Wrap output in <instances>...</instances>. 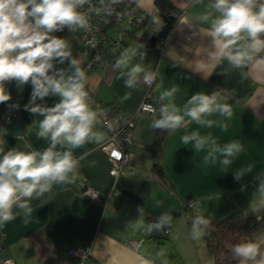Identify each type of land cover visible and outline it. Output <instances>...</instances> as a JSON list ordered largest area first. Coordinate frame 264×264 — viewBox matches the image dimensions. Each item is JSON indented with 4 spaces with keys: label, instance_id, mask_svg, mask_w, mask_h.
<instances>
[{
    "label": "crops",
    "instance_id": "0c3cea01",
    "mask_svg": "<svg viewBox=\"0 0 264 264\" xmlns=\"http://www.w3.org/2000/svg\"><path fill=\"white\" fill-rule=\"evenodd\" d=\"M127 1L137 14L146 15L145 25L130 32L120 44L107 46L110 61L89 70L84 69L87 76L85 88L91 107L97 110L98 102L105 104L114 101L123 115H130L135 110L142 97L143 87L140 81L135 89L126 88L119 70L113 67L115 61L126 48L145 45L139 42V36L145 29L156 31L163 24L154 0ZM169 1L178 15L162 41V51L157 52L147 45L140 49L147 52L146 59L141 62L142 68L155 67L156 70L151 91L155 99L159 100L162 91L177 86L180 90L175 103L182 106L196 92L211 93L218 90L219 101L230 105L233 111L232 118L224 121L228 124L227 130L215 126L202 128L195 123H188L185 128L174 133L167 132L162 137L159 163L163 175L171 183L173 191H170L151 168L148 145L156 130L150 127L152 120L156 119L154 115L145 114L137 118L133 127L132 149L126 165L116 176L108 173L107 157L98 148L105 138V130L98 117L96 130L100 134L99 139L74 150V155L81 160L79 168L72 174L73 182L56 185L50 193L33 199V212L28 224L17 217L0 227V256L11 257L15 264H76L65 250L71 246L91 244L92 254L86 264H143L145 259L154 264H163L159 260L161 249L157 244L145 237L142 229L135 230L128 226L129 221L138 217V206L144 207L145 225L151 222L149 215L171 213L173 219L166 237L174 246L179 240L185 243V249H190L192 245L190 232L194 214H204L211 221H219L235 211L240 210L248 215L264 206L258 191L259 183L264 181V64L254 62L243 69H231L227 61L210 59L213 54L210 40L200 29L209 27L215 14L209 15L207 23L199 21V17L209 11L206 7L208 0L200 4L195 0ZM153 16L159 17L158 23H152ZM114 30L108 24L104 31L111 37ZM55 34L67 38L73 57L84 68L80 33L65 30ZM261 56L264 57V53ZM136 62H139L138 59L133 61ZM225 69L228 70L226 76L220 74ZM242 72L245 73L243 78ZM8 90L12 101L0 104V148L5 151L11 147L22 151L43 150L48 142L36 136L42 117H34L23 110V105L29 101L31 86L26 85L21 92L13 82L8 84ZM128 93L130 96L125 99ZM57 99L49 97L44 102L51 106ZM16 102L21 106L19 110L11 108V104ZM13 118L22 124L20 135L5 129L6 120L10 122ZM212 119L224 118L214 116ZM34 120L36 123H33ZM196 130L201 134L210 132L220 144L239 140L245 151L227 168L219 163L204 164L205 152L195 153L191 144L184 146L181 143V136ZM249 165H252V171L246 172L242 180H234L233 172L246 169ZM80 181L100 193L111 191L112 195L104 205L88 202L73 191ZM187 200H197V208L182 210ZM177 227L179 230L175 231ZM139 238V245L133 249L129 240ZM204 249L209 255L208 260L201 257L203 261L199 257L200 261H197L199 258L195 256L193 263L213 264L205 246ZM199 252L200 256L203 255L202 251ZM261 253H264V248ZM183 264L192 263L186 259Z\"/></svg>",
    "mask_w": 264,
    "mask_h": 264
},
{
    "label": "clouds",
    "instance_id": "9594fccd",
    "mask_svg": "<svg viewBox=\"0 0 264 264\" xmlns=\"http://www.w3.org/2000/svg\"><path fill=\"white\" fill-rule=\"evenodd\" d=\"M122 2L97 0L93 5L92 0H0V104L12 101L8 84L14 82L21 92L30 85V98L23 110L42 117L36 136L48 142L43 150L0 148V227L17 217L28 224L33 212L31 201L50 193L56 185L71 184L72 174L81 160L74 155V150L99 139L96 130L99 113L90 105L85 88L86 72L73 57L67 38L55 33L88 30L91 25L88 13L82 10L85 5L97 14L111 16ZM195 2L200 4L203 0ZM206 7L209 11L199 17L201 23H207L209 15L215 14L210 26L200 29L210 40L213 53L210 59L227 61L231 69H243L254 62L264 64L261 56L264 53V0H208ZM158 22L159 17L153 16L152 23ZM144 47L126 48L115 61L113 67L119 70L126 88L135 89L142 74L144 82L151 83L155 79L154 73L145 72L141 66L147 57V52L140 51ZM137 59L139 62L133 63ZM220 74L226 76L228 70ZM241 76L245 77V73ZM179 90L172 86L162 91L159 116L152 120L151 128L174 133L188 123H195L202 128L215 126L227 130L228 124L224 121L232 118L233 111L230 105L219 101L218 90L196 92L178 106L175 97ZM128 96L130 93L125 99ZM49 97L58 99L49 106L44 102ZM20 107L19 102L11 104L15 110ZM214 116L224 119H212ZM181 143L191 144L195 153L205 152L204 164L219 163L223 168L245 151L239 140L220 144L210 132L201 134L198 130L181 136ZM251 171L252 165H249L233 172V178L240 181ZM258 191L264 204V181L259 183ZM137 212L138 217L128 222L135 230L143 229L149 235L166 234L171 227L173 217L169 212L160 213L146 225L144 207L138 206ZM209 224L205 217L196 216L191 223V237H203ZM231 251L239 264H264V253L254 242L237 243ZM143 264L154 262L145 259Z\"/></svg>",
    "mask_w": 264,
    "mask_h": 264
},
{
    "label": "built area",
    "instance_id": "2783aa9c",
    "mask_svg": "<svg viewBox=\"0 0 264 264\" xmlns=\"http://www.w3.org/2000/svg\"><path fill=\"white\" fill-rule=\"evenodd\" d=\"M92 4L96 5L97 0H92ZM82 10L88 13L91 25L88 30H77V33L81 35L82 53L85 57L83 69L86 70L107 63L99 50L102 42H106L105 44L108 46L120 44L130 32L143 27L146 22V15L144 13L137 14L133 8L129 7L127 0H123L121 4L117 5L116 12L111 16L97 14L94 10L89 9V5H85ZM108 24L115 28V34L111 37L104 31ZM162 47L163 42H158L157 49L162 51ZM145 72L154 73L156 77L155 67L146 68ZM155 80L156 78L151 83L144 82L143 74L141 75L143 94L137 107L130 115L122 116L123 114L120 112H114L100 103L97 104L98 117H100L105 130V138L98 144V148L106 155L109 165L108 173L112 176L118 175L126 165L129 151L133 146V127L137 118L145 114H154L156 110L155 103H153L156 99L151 91ZM8 120L6 121L9 122ZM73 191L84 200L100 205H104L112 195L111 191L100 193L84 181H80ZM183 205L188 210H194L198 206V201L187 200ZM157 216L159 215H149L151 221H154ZM168 232L169 229L166 230V234ZM140 240V238L130 239L129 244L134 249L139 245ZM91 249V244H87V246L68 247L65 252L74 258L76 264H86L92 254ZM0 264H15V262L9 256H0Z\"/></svg>",
    "mask_w": 264,
    "mask_h": 264
},
{
    "label": "trees",
    "instance_id": "16d2710c",
    "mask_svg": "<svg viewBox=\"0 0 264 264\" xmlns=\"http://www.w3.org/2000/svg\"><path fill=\"white\" fill-rule=\"evenodd\" d=\"M154 3V5L158 9V14H160L161 16L162 14H172L175 19L176 15H178V11H176V8L169 0H154ZM145 30L146 31L142 33L141 36H139V42L149 46L146 41H148L149 37H151V35L156 31H149L147 29ZM163 40L164 38H159L156 41V46L151 48L158 52V42ZM102 43L99 50L106 61H110V58L108 56L110 53V50L107 47L108 45ZM158 101L159 100L153 102L155 103L156 110L152 115H154L155 118H158L159 116V107L161 102ZM98 103L112 109L114 112H119V107L117 104H115L114 101L105 104L101 102ZM166 133L167 131L156 129L152 141L148 145V147L149 151L151 152L150 155L152 160V171L160 178L162 183L165 184V187H167L170 191H173L171 183L168 182L163 175L164 173L159 163L162 157V137H164ZM181 208L182 210H188L184 205H182ZM196 216H203L210 221V224L206 229L205 235L202 237V239L204 242V246L213 259V264H239V259L236 258L231 251V247L237 243L254 242L257 244L260 251L262 250V248H264V206H261V208L256 212L248 215L238 210L225 216L219 221H211V219L208 216L206 217V215L204 214H194L193 218H191V221ZM142 232L145 237L155 241V232L151 233L150 235L147 234L143 229ZM163 235L166 236V234ZM257 259H260V257H258Z\"/></svg>",
    "mask_w": 264,
    "mask_h": 264
},
{
    "label": "rangeland",
    "instance_id": "374dc122",
    "mask_svg": "<svg viewBox=\"0 0 264 264\" xmlns=\"http://www.w3.org/2000/svg\"><path fill=\"white\" fill-rule=\"evenodd\" d=\"M112 34L114 35L115 33L113 32ZM174 230L178 231L179 228L177 227ZM154 236V242L157 244L158 248L161 249L162 255H160L159 260H162L163 264H183L184 260L186 261V259L187 261H191L192 264H199V262L193 263L195 256H198L197 258H207L208 260L209 255L205 252L203 246L204 244L201 238L193 239L190 249H185L184 247L186 244L180 242V240L179 242L177 241L178 244L174 246L169 242V239L162 233L155 232ZM196 249L198 251H195ZM199 250L203 252V255L200 256ZM200 258L197 261H200ZM202 258L201 260H203Z\"/></svg>",
    "mask_w": 264,
    "mask_h": 264
},
{
    "label": "water",
    "instance_id": "95a60500",
    "mask_svg": "<svg viewBox=\"0 0 264 264\" xmlns=\"http://www.w3.org/2000/svg\"><path fill=\"white\" fill-rule=\"evenodd\" d=\"M161 16V15H160ZM163 24L156 30L154 34L149 37L147 43L150 47H155L157 40L159 38H164L169 31V28L172 26V21L174 19L172 14H162L161 16ZM5 129L12 134L20 135L23 131L22 124L17 118H13L10 122L5 124Z\"/></svg>",
    "mask_w": 264,
    "mask_h": 264
}]
</instances>
